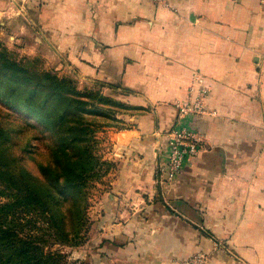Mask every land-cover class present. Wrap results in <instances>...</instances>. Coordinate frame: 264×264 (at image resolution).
<instances>
[{
	"label": "crops",
	"instance_id": "obj_1",
	"mask_svg": "<svg viewBox=\"0 0 264 264\" xmlns=\"http://www.w3.org/2000/svg\"><path fill=\"white\" fill-rule=\"evenodd\" d=\"M0 35L123 105L99 135L95 264H264V0H0ZM197 78L202 147L168 177L175 102Z\"/></svg>",
	"mask_w": 264,
	"mask_h": 264
},
{
	"label": "trees",
	"instance_id": "obj_2",
	"mask_svg": "<svg viewBox=\"0 0 264 264\" xmlns=\"http://www.w3.org/2000/svg\"><path fill=\"white\" fill-rule=\"evenodd\" d=\"M37 62L0 47V102L26 116L0 113V264H77L48 246L78 243L87 222V188L110 166L96 153L98 120L115 119L123 105L80 90ZM30 132L45 155L36 161L37 173L22 163L33 150L28 141L19 148Z\"/></svg>",
	"mask_w": 264,
	"mask_h": 264
},
{
	"label": "rangeland",
	"instance_id": "obj_3",
	"mask_svg": "<svg viewBox=\"0 0 264 264\" xmlns=\"http://www.w3.org/2000/svg\"><path fill=\"white\" fill-rule=\"evenodd\" d=\"M0 47H5L14 57L18 59L22 58H37L38 62L37 65L40 69H45L49 71H53L56 74L60 76H66L71 79H73L76 82L77 87L80 90H92L93 92L101 93L102 95H107V90L102 88L97 82L92 81V79H85V78H80V77H74L71 76L69 73H65L60 71V69H57V64L54 61L50 60H45V58L40 57V56H31L27 57L24 56V50H18L15 48L12 44V41L4 38L0 35ZM101 87V88H98ZM103 87H106V85H103ZM100 89V92L99 90ZM113 109H117V105L112 104L111 105ZM116 107V108H115ZM119 109V108H118ZM120 110V109H119ZM0 113H10L9 117L10 118H20V120H24L26 118L25 114L21 112H15L12 109L5 108V105L0 102ZM31 121L32 123L35 122L34 120L32 121L31 119H26ZM116 119H113L112 117H107V118H100L99 121V126L96 132V153L99 155L104 161L108 162L110 164L109 167L107 165H104L102 167V170H106L105 174H103L98 180H93L91 185L87 188V205H86V214H87V222L84 228L81 230L80 235L76 240H78L77 244H69V243H56L48 246L49 250H59L62 253H64L65 258L67 261H76L77 264H95L98 263L97 258L94 255V250L92 247V239H91V229L93 227V223L90 220L91 219V213H92V207L95 205L96 198L99 197L102 193V190L100 189L99 183L101 180H103L107 173L109 168L112 166L111 163L103 157L105 155L104 148L106 145L104 144V138L100 135V131L104 130L107 126V123H110V125L116 124ZM32 132L30 134H26L25 137L22 134L21 137H23L20 141L19 148L24 145L25 142L28 141L29 147H31L33 150L30 153H24V157L22 158V163L29 168L32 172L37 173V167H36V161L37 160H43L45 159V155L42 156V153L40 152V149L38 147V143L34 138L31 137ZM34 157V158H33ZM99 185V186H98ZM188 261V259L184 262V264ZM202 262H197L194 264H201ZM183 264V263H182ZM189 264V263H188Z\"/></svg>",
	"mask_w": 264,
	"mask_h": 264
},
{
	"label": "built area",
	"instance_id": "obj_4",
	"mask_svg": "<svg viewBox=\"0 0 264 264\" xmlns=\"http://www.w3.org/2000/svg\"><path fill=\"white\" fill-rule=\"evenodd\" d=\"M200 80L194 79L189 87L188 97L181 101H176L177 115L174 123L167 132L166 159L162 163L161 172L168 177L179 173L186 161L198 154L202 147V135L196 129L192 118L198 114L206 112L205 95L206 87L194 84ZM202 255H195L188 259L185 264L202 262Z\"/></svg>",
	"mask_w": 264,
	"mask_h": 264
}]
</instances>
